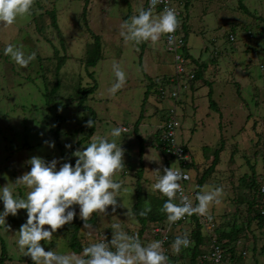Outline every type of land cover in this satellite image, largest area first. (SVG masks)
I'll list each match as a JSON object with an SVG mask.
<instances>
[{"label":"rangeland","instance_id":"obj_1","mask_svg":"<svg viewBox=\"0 0 264 264\" xmlns=\"http://www.w3.org/2000/svg\"><path fill=\"white\" fill-rule=\"evenodd\" d=\"M84 1L34 0L30 15L18 17L11 26L0 24V187L14 183L17 177L29 171L27 161L33 156L46 161L55 158L61 163L69 162L65 156L78 141L81 142L76 150H83L93 136H106L125 149V167L113 179L122 182L128 191H121L117 201L123 207H118L115 213L111 206L107 210L109 215L97 213L93 229H83L81 225L77 233L79 243L86 247L101 236L110 240L113 223H120L129 235L137 234L141 227L139 219L136 214L129 218L125 213L127 209L133 212L137 201L138 170L143 168L139 181L146 200L139 208L144 209L150 201L147 195L148 198L151 194L164 197L152 188L154 170L176 165L155 145L157 129L168 117L169 109L174 108L179 122L177 138L187 146L191 159L198 165V169L190 170L188 191H195L196 172L199 177L211 164L214 151L221 146L218 162L199 191L223 189L218 197L220 202L210 205L208 213L215 223L206 215L211 228L206 224L209 229L204 232L213 233L214 228L230 230L233 225L244 238L236 248L238 254L242 249L246 252L242 264H264L260 244L264 226L253 218V207V211L247 210L256 201L259 185L251 191L246 188L250 179L244 178L245 174L254 173L256 182L264 184V173L261 174L264 172V0L175 1L183 11L178 18L179 26L186 23L185 46L189 58L201 62L198 79L191 83L182 79L179 87L172 88L169 83L165 86L168 92L178 91L177 99L160 98V85L151 86L164 72V65L157 63L159 59L167 61L169 70L173 68L171 55L164 49V35L155 43L139 44L126 42L120 36V25L138 14L139 9H145V0H89L83 14ZM186 1L187 8L183 6ZM241 3L248 12L240 7ZM161 12L154 10V16ZM52 18L57 25L53 26ZM88 28L98 35L101 47L100 59L93 67L85 66L86 51L93 42ZM9 43L22 46L26 55L35 52V59L21 68L4 54ZM62 56L65 62L56 74L55 67ZM113 63L119 64L126 73V83L115 95L108 91L115 83ZM193 63L189 67H194ZM56 81L59 82L56 97L50 100L47 92ZM94 83L96 88L85 101L94 113L80 110L77 87ZM210 97L216 103L215 108L209 106ZM89 119L94 121L93 127L86 126ZM115 127L127 131L120 137H112L110 130ZM44 141H54V147L49 148ZM66 144L71 147L65 148ZM141 146L143 155L140 157ZM72 157L75 164L76 158ZM27 191L24 186L15 187L14 196L24 198ZM73 207L78 214L79 207ZM246 212L249 223L244 218ZM25 220L26 210H19L17 216L6 217V223L11 226L9 231L0 227V264L2 261L4 264H33L16 243L17 231ZM76 220H79L78 215L73 221ZM154 223L147 221L140 238L142 244L159 240L152 234ZM190 224L188 220L175 226L170 234H187ZM69 237L70 231L63 226L50 242L41 241V244L46 251L73 253L68 246ZM171 245V242L163 245L167 264H189V251L183 250L180 255V250L175 254ZM209 245L210 241L201 249L206 252ZM195 264L204 263H200L199 257Z\"/></svg>","mask_w":264,"mask_h":264},{"label":"clouds","instance_id":"obj_2","mask_svg":"<svg viewBox=\"0 0 264 264\" xmlns=\"http://www.w3.org/2000/svg\"><path fill=\"white\" fill-rule=\"evenodd\" d=\"M160 0H151L149 8H141L138 14L125 20L121 25L120 36L126 42L150 41L157 42L164 34H168L169 41L173 40L171 34L175 33L180 25L178 13L174 8L165 7L154 16L155 5ZM146 4V3H145ZM34 0H0V24L13 25L18 17L31 14ZM4 54L21 68H26L35 59L36 53L25 54L22 46L7 44ZM115 83L108 89L115 95L126 83V73L120 65L113 63ZM61 109H58V111ZM94 121H86L87 127H93ZM127 130L115 127L110 130L112 137H120ZM49 148L54 147V141H44ZM66 144L65 148H70ZM125 149L115 140L111 142L106 136H93L90 143L83 150H75L72 155L76 158L75 164L61 163L58 159L46 161L40 156L31 157L27 163L30 170L17 177L12 184L0 187V201L3 202V211L0 212V227L9 231L11 226L6 223L9 215L15 217L19 210H26V222L19 227L16 241L23 256H28L33 264H167L168 257L164 253L163 240H152L142 244L138 234L129 235L123 230L120 223L111 225V239L106 236L99 242L91 243L83 248L81 254L59 253L56 250H45L41 241H51L53 234L63 226L73 222L77 215L83 221V229L91 230L93 225L88 223L94 213L109 215L118 207L121 191L128 189L122 182L114 181L113 177L123 170ZM179 165V160L176 162ZM60 165L57 169V165ZM162 167L154 170V191H159L167 200L163 203L161 211L166 214L169 225L176 223L185 215L199 214L206 216L210 205L219 203L218 197L223 189L212 188L210 191L197 193L193 206L192 200L183 193L179 181L188 177L180 167ZM24 186L28 191L24 198L14 196V188ZM179 196V203L173 201ZM79 207L77 214L75 207ZM151 211L150 206L145 207L139 215L146 217ZM125 215L129 218L135 216L130 209ZM48 226V227H45ZM166 239V237H165ZM192 244L187 234L177 236L171 247L175 254L181 248Z\"/></svg>","mask_w":264,"mask_h":264},{"label":"trees","instance_id":"obj_3","mask_svg":"<svg viewBox=\"0 0 264 264\" xmlns=\"http://www.w3.org/2000/svg\"><path fill=\"white\" fill-rule=\"evenodd\" d=\"M88 2L89 0H85L84 1V6H83V9H82V13L85 14L86 11H87V5H88ZM185 8H187L188 6V1H186L183 5ZM241 8H243L245 11L248 12V10L246 9V7L241 3L240 5ZM146 10V9H145ZM53 16V15H52ZM52 23H53V26L54 25H57L55 20L52 18ZM180 31H182L183 35H184V43L186 42V39H185V30H186V23L185 21L181 24V27H180ZM88 31L90 32L91 36L93 37V42L90 43L87 48V51H86V58H85V66L86 67H93L96 65L97 61L100 59V42H99V37L98 35L94 34L93 31H91L89 28H88ZM188 48L187 46H184V51L186 54H188L187 52ZM189 56V55H188ZM194 59H192L191 61H193ZM65 62V57L62 56L58 59L57 61V65L55 67V73L58 74V71L59 69L61 68V66L63 65V63ZM197 69V70H196ZM194 73H195V77L194 79L192 80H196L200 77L201 75V71L198 70L197 67L194 66ZM89 75L92 76V73H89ZM172 77L171 76H161V77H158L155 82L153 81V83H151V86H166L168 83L170 84V79ZM190 80V83L191 81ZM175 83V82H173ZM59 87V82L56 81L54 83V85L52 86L51 90L47 92V96L49 97L50 100H52V98L56 97V90L58 89ZM96 88V85L95 83L90 85V86H87V87H82V86H78L77 89H76V99H77V106L80 110H89L90 112H93V109L86 105L85 104V101L88 99V97L94 92ZM209 96H211V90L209 91ZM209 101H210V104L209 106H213L214 108L216 107V103L215 101H212L211 97L209 98ZM169 117V116H168ZM165 118V120H167V118ZM164 123V122H163ZM137 124L136 123V127H137ZM163 126V124H162ZM162 126H160L156 133H155V136H156V143L155 145L159 148L162 147V143L159 141V138H160V134L162 132ZM93 131L91 130L90 134L92 133ZM81 141H78L71 149H69V151L67 152L65 158L71 163V164H74V159L72 157V153L76 150L78 144H80ZM186 147V150H188L187 146L185 145ZM139 153H140V157L142 156V151H143V147L141 146L140 149H139ZM221 150V146L216 149L214 151V157L212 159V162L211 164L204 169V171L202 172V174L198 177V172H196V176H197V180H196V188H195V196L197 195V193H199L200 191V187L201 185L205 182L206 180V177H208L210 175V173L214 170L216 164H217V160H218V152H220ZM141 160L140 159V163H141ZM169 160V159H168ZM189 167H190V170H192L193 167L197 168L198 169V165L195 164L193 162V160L191 159L190 161V164H189ZM142 169L143 168H140L138 170L139 174H138V178H137V181H136V187H135V193H136V198H137V201L136 203L133 205L132 207V210L133 212L136 214L137 218L139 219V222L141 224V227L138 231V235H139V238H141V234L144 232L145 230V226H146V223L147 221H152V222H156V221H162V220H165L167 217H166V214L163 213L161 211V208H162V205L163 203L167 200V197H158L157 195L155 194H151L148 198V195H147V199L150 201L147 202L149 203L147 206H150L151 208V211L148 212L147 216L146 217H141L139 215V213L143 210L142 208H139L141 203H143V200H146V196H142L144 195L143 192H142V186L140 184V179L141 176L140 174L142 173ZM254 170V169H252ZM244 178L245 180H248L250 179L249 183L246 185V188H248L249 190L252 189L254 190L256 188L257 185V193L259 192V188L260 186L262 185L261 183H257L256 182V175L253 173L249 176H247L246 174L244 175ZM245 187V185H244ZM258 196V195H257ZM256 196V198H254L256 201L254 203V205H251V207L247 208V210L249 212L253 211L251 208L253 207L254 208V213H253V218H255L258 222V224H264L263 222V217L260 215L259 213V209H258V200L259 198ZM162 198V199H160ZM160 199V200H159ZM162 200V201H161ZM161 201V202H160ZM198 202L196 200H194V204L196 205ZM256 205V206H255ZM97 217V213H94L88 223L92 224L95 222V219ZM26 221V220H25ZM190 221V225H191V229L189 230V232L187 233V236L189 238V240L192 242V244L190 245L191 248H181V254L180 255H183V253L185 251H189V254H190V261H189V264H195L196 263V260L197 258H199L202 254H204V250L201 249V246L203 244H205L206 242L210 241L211 240V236L214 235L216 241L220 244V247L222 249V252L224 254V257H225V252L227 250H230L232 252H234V245H232L234 242H236L237 240V237L235 234H238L239 231H235L234 230V227L233 229H231L230 231H226V229H214V232L209 234V233H206L204 232L205 229H203V227L198 223V218L197 216H192L190 217L189 219ZM187 222V221H186ZM24 223V222H23ZM185 223V222H184ZM184 223L180 224V225H183ZM83 224V221L81 219L79 220H76V221H73L72 223L70 224H67L65 225L64 227L70 231V237L68 238V246L70 247V249L74 252V253H81L83 251V246L79 243V237H78V230L80 229L81 225ZM235 232V234H234ZM180 233H175V232H172L169 236V239L168 241H166L165 245L166 244H169L170 242L173 243L174 239L179 236ZM230 245H232L231 247H229ZM185 250V251H183ZM2 264L3 261L1 262ZM202 263V262H200ZM205 264V263H204Z\"/></svg>","mask_w":264,"mask_h":264},{"label":"built area","instance_id":"obj_4","mask_svg":"<svg viewBox=\"0 0 264 264\" xmlns=\"http://www.w3.org/2000/svg\"><path fill=\"white\" fill-rule=\"evenodd\" d=\"M176 0H160L155 5L154 10H159L163 11L165 7H170L174 8L176 12L178 13V18L183 15V11L181 8H179V3L175 2ZM146 7L149 8L151 0H146ZM181 26H179L176 30L175 33L171 34L173 36V40L170 42L168 38V34H164V49L165 52L171 55V65L173 67V73L171 75L170 79V84L171 87H179L180 80L182 79H187V81H190L194 79L195 73H194V67H189L190 63L192 62L189 58V54H186L184 51V35L182 31H180ZM180 29V30H179ZM262 67V66H261ZM175 82V83H173ZM159 95L160 98H165V97H174L177 99L178 97V91L173 89L170 92L167 91V88L164 86H159ZM169 117L167 120L164 121L163 126H162V132L160 134L159 141L162 143L161 151L162 153L166 156L167 159L172 160V161H177L179 160V165H175L176 168L177 166L180 167L181 171L188 177L187 179H182L179 181L181 184V187L183 189V193L187 195L193 202L195 200V191L187 190L186 183H189L191 180V175H190V161H191V155L189 153V150H186L185 144L180 142L177 138V133L179 129V122L177 120V116L175 113V109L171 108L169 109ZM179 196L180 194L177 193V198L176 203H179ZM258 209L260 215L263 217L264 220V184H262L259 188L258 192ZM197 216L198 218V223L206 230L209 229V226L206 224L210 225L211 228V223H207L206 216H201L199 214H192V215H185L184 218L181 220L177 221L174 224L169 225L167 222V218L161 222L154 223L152 225V234L155 236L159 237V240H163L164 243L168 241L169 236H170V231L175 228V226H178L190 219L192 216ZM211 234V233H209ZM166 237V239H165ZM104 236L99 237L96 239L95 242H99L101 239H103ZM210 245L209 249L204 252L200 256V262L205 263V264H222L224 262V254L222 252V249L220 247V244L216 241L214 236L210 237Z\"/></svg>","mask_w":264,"mask_h":264},{"label":"crops","instance_id":"obj_5","mask_svg":"<svg viewBox=\"0 0 264 264\" xmlns=\"http://www.w3.org/2000/svg\"><path fill=\"white\" fill-rule=\"evenodd\" d=\"M146 1V0H145ZM146 3V2H145ZM189 4V3H188ZM188 7V6H187ZM145 8H147L146 7V4H145ZM186 30H187V28H186ZM185 30V31H186ZM163 41H164V38H163ZM146 42V41H145ZM148 42V41H147ZM146 42V43H147ZM146 46H145V44H144V48H145ZM187 52H188V50H187ZM193 59V58H192ZM195 60V59H194ZM193 60V61H194ZM158 64H160V65H164V68H163V70L162 71H164L163 73H162V75L161 76H163V75H165V76H171L172 74L171 73H173V68L171 69V70H169V65H168V63H167V61L166 60H163L162 61V59H159L158 60V62H157ZM194 63L198 66V70L199 71H201L200 69H201V62L199 61V59H198V61H194ZM193 63V64H194ZM165 64H167V67L165 66ZM195 64H194V66H195ZM170 65H171V59H170ZM171 67H172V65H171ZM196 67V66H195ZM159 76H157V78H158ZM223 135V134H222ZM143 155V154H142ZM264 172H262L261 174H263ZM264 176V175H263ZM262 176V178L264 179V177ZM174 202V201H173ZM233 211H235V210H233ZM247 213L248 212H246V215H245V220L247 221V223H249L250 222V218H249V216H247ZM209 218H212L213 220H214V218H213V216L212 215H207ZM263 222H264V220H263ZM214 223H215V220H214ZM260 225H262V226H264V224H260ZM233 225H232V227H230L231 229H233ZM215 229V228H214ZM226 229V231H230V230H228L227 228H225ZM234 230H235V227H234ZM243 230H241V232H242ZM234 234H235V232H234ZM236 235V237H237V240H236V242H234L232 245H234V247H235V249H234V252H232V251H230V250H227V252H225V258H224V264H242V259L245 257V255H246V252H245V250L244 249H242L241 250V253L240 254H238L237 253V251H236V248L238 247V244L239 243H241V241L244 239L243 238V234L241 233H238V234H235ZM254 243H255V240H254ZM260 244H261V250L264 252V237H263V240H261L260 241ZM205 244H203V246H204ZM232 245H230L229 247H231ZM238 255V256H237ZM239 256H241V257H239Z\"/></svg>","mask_w":264,"mask_h":264}]
</instances>
